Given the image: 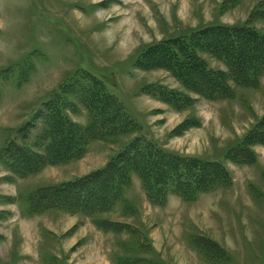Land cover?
I'll return each instance as SVG.
<instances>
[{
    "label": "rangeland",
    "instance_id": "1",
    "mask_svg": "<svg viewBox=\"0 0 264 264\" xmlns=\"http://www.w3.org/2000/svg\"><path fill=\"white\" fill-rule=\"evenodd\" d=\"M216 24L264 34V0H0V264H264V140L237 154L263 121L264 74L255 88L210 100L187 92L172 60L152 49L167 41L178 53V37ZM77 71L104 76L143 131L93 140L84 156L19 173L3 149L13 141L31 149L36 114ZM154 88L192 101L178 109L151 96ZM76 111L71 121L85 126L90 114ZM139 135L179 158L222 162L230 182L192 201L171 192L160 205L132 173L119 196L92 209L74 204L71 191L55 207H32L37 193L104 169Z\"/></svg>",
    "mask_w": 264,
    "mask_h": 264
},
{
    "label": "trees",
    "instance_id": "2",
    "mask_svg": "<svg viewBox=\"0 0 264 264\" xmlns=\"http://www.w3.org/2000/svg\"><path fill=\"white\" fill-rule=\"evenodd\" d=\"M169 44L165 41L153 45L155 55L172 60V70L187 92L194 91L210 100L234 98L236 87L255 88L259 77L264 74V34L254 28L216 24L202 27L189 36L178 37V53L173 48V51L169 50ZM151 53L149 50L143 57H149ZM200 53L218 58L224 69H212L205 59L199 57ZM106 86L104 76L99 78L86 71H77L70 80L61 84L36 114V119L42 118L39 132L33 136L31 145V149L36 151L27 149L30 144L22 146L17 141L3 149L8 157L14 159L12 168L21 174L28 173L27 169L35 173L42 166L64 164L84 156L93 140L105 141L117 134L143 131ZM150 93L178 109L192 101L188 95L168 88H154ZM78 107L90 114L91 119L85 126L72 122L68 114ZM43 112L44 115H40ZM33 120L20 128L22 135L18 138L27 135L26 126L36 127ZM262 120L238 147V155L248 152L246 145H252L258 139L264 140V118ZM132 173L142 179L147 199L160 205L166 202V195L171 192L192 201L196 194L214 190L222 184L227 186L231 179L222 162L179 158L163 151L144 135H139L126 144L104 169L81 177L72 184L43 189L31 205L40 210L55 207L56 202L65 200L64 197L71 191L79 200L74 204L89 210L95 204L100 205L108 196H119V190L129 182ZM40 202L47 204L40 206Z\"/></svg>",
    "mask_w": 264,
    "mask_h": 264
}]
</instances>
